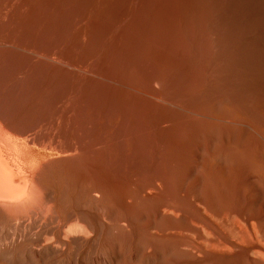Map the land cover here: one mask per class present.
<instances>
[{"label":"rangeland","instance_id":"rangeland-1","mask_svg":"<svg viewBox=\"0 0 264 264\" xmlns=\"http://www.w3.org/2000/svg\"><path fill=\"white\" fill-rule=\"evenodd\" d=\"M258 7L0 0V113L40 142L75 144L47 157L22 138L16 158L57 160L50 180L60 217L73 212L98 230L75 226L68 236L92 240L99 263L83 251L58 264H239L197 248L207 228L227 231L228 208L263 214L264 232Z\"/></svg>","mask_w":264,"mask_h":264},{"label":"bare ground","instance_id":"bare-ground-1","mask_svg":"<svg viewBox=\"0 0 264 264\" xmlns=\"http://www.w3.org/2000/svg\"><path fill=\"white\" fill-rule=\"evenodd\" d=\"M255 2L259 4L257 15H264V0ZM12 81V84L15 83L14 79ZM2 94H7L8 97L10 92ZM11 96L12 100L14 96ZM15 101L16 104L17 100ZM15 104L13 105L16 107ZM6 106L7 104L3 105L5 108ZM14 109L15 112L16 108ZM8 119L0 113V264H58L65 254L76 260L83 251L93 263H99L102 255L98 253L92 240L77 234L68 236L70 229L74 230L75 226L83 233L93 236L97 234V228L73 212L63 217L59 215L58 192L50 180L57 160H42L36 166L35 160L38 158L30 160V157L27 160L24 157V161L17 160L14 152L17 141L22 138L30 146L37 145L44 149L42 152L47 157L50 151L62 154L63 151L71 150L75 144L67 147L40 142L33 131H27L19 124L15 125L18 121L14 124ZM32 157L34 159L35 156ZM240 198L249 200V194L241 190ZM256 201L264 213V193ZM224 215L229 217V221H226L229 225L227 231L225 232L223 225L207 228L205 235L200 236L198 250L219 258L218 262L226 256L239 264H264V232L260 227V217L263 214L244 213L228 208Z\"/></svg>","mask_w":264,"mask_h":264}]
</instances>
